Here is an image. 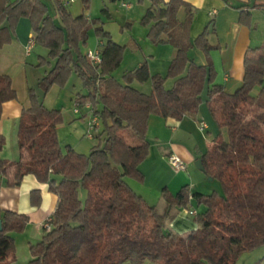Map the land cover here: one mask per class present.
Returning <instances> with one entry per match:
<instances>
[{
  "label": "trees",
  "instance_id": "1",
  "mask_svg": "<svg viewBox=\"0 0 264 264\" xmlns=\"http://www.w3.org/2000/svg\"><path fill=\"white\" fill-rule=\"evenodd\" d=\"M49 1L59 23L42 0H0V48L10 42L17 20L28 18L34 45L53 60L38 88L45 94L52 84L62 85L70 72L76 73L87 92L75 101L88 104L103 122L102 131L92 134L102 137V145L92 147L88 155L69 147L62 150L56 134L60 110L44 106L29 89L17 127L19 158L6 161L0 155V176L7 186H15L31 174L47 184L57 203L49 228H43L40 241L29 245L25 264H141L144 259L156 264H234L240 252L264 244V45L248 47L242 83L228 93L213 82L210 51L216 46L209 43L207 28L190 37L191 4L147 0L141 17L148 25L147 38L153 44L168 43L175 52L164 76L151 74L143 62L123 73L120 83L113 71L125 44L94 25L100 62L91 64L80 48L88 19L84 14L72 16L64 0ZM82 1L86 9L88 0ZM249 16L248 9L241 10L239 21L247 23ZM192 49L202 54L203 63L189 57ZM168 78L171 84L166 86ZM147 80L149 93L131 85ZM205 85L208 112L226 137L218 131L200 158L205 175L219 181L220 191L202 193L182 185L171 192L163 187L160 202L150 205L125 181L143 178L139 164L148 154V117L195 116ZM15 98L11 78L0 74V114L2 103ZM3 145L0 134V152ZM79 188L85 190L84 202ZM35 194L33 203L39 199ZM190 200L203 204L204 210L191 215L194 228L179 233L169 223ZM27 221L24 214L0 208V264H15L10 234L22 230Z\"/></svg>",
  "mask_w": 264,
  "mask_h": 264
},
{
  "label": "rangeland",
  "instance_id": "2",
  "mask_svg": "<svg viewBox=\"0 0 264 264\" xmlns=\"http://www.w3.org/2000/svg\"><path fill=\"white\" fill-rule=\"evenodd\" d=\"M13 1V0H11ZM46 4L47 12L51 15L54 22L59 23V17L54 11L49 0H42ZM67 0H64L66 2ZM253 2V0H251ZM122 3L128 4V7L122 6ZM148 6L147 0H88V7L83 8L82 0H72L67 4L66 9L71 13L72 16L84 14L88 19L89 26L87 30V37L85 44L80 46L83 53L87 50H94L97 47L99 40L97 39L94 32V25L100 24L105 31H108L112 40L117 43L125 44V48L122 52V58L119 66L113 71V77L120 83L124 82L123 73L133 70L139 64L145 62L147 68L151 74H160L164 76L167 72L168 64L171 60V54L173 47L168 45V50L163 53L160 51V47L157 44H153L147 38L146 32L148 25L141 22L142 14L145 8ZM257 15L258 12L254 11ZM255 17V16H254ZM256 18V17H255ZM259 22L258 20H256ZM26 24L28 31L32 33V26L28 18L20 17L15 23L12 31V37L9 43L4 44L0 48V53L5 52L9 44L17 42V31L22 30V25ZM264 29L258 28L256 33L258 36L264 35ZM30 38V36H28ZM28 38V39H29ZM13 48V47H12ZM14 56L9 59H19L20 65L15 66L9 65V69L14 77V83L17 87V93L19 96H28L29 89L31 88L35 93L38 100H40L44 106L52 109L60 110V122L56 128V134L58 142L61 148L66 149L67 147L74 151L88 155L92 147L97 144L102 145V137H92L86 134L87 130V118L82 119L83 114L86 112L84 105L78 106L79 113H74L75 99L78 95H85L87 89L84 87L81 79L73 71L70 72L67 79L62 85L52 84L48 91L43 92L38 88V81L42 78L45 71L50 69L53 65V60L48 59L46 50L40 46H34L28 54L23 50L16 51L12 49ZM194 50H189V57H193ZM40 56L44 57V60L40 59ZM199 63L200 58L194 59ZM11 61V60H10ZM171 79L166 80L165 85H170ZM132 86L138 90L149 93L151 89V83L149 80L145 82L133 81ZM202 96V107L204 119L203 122H207L215 127L213 121L206 109L205 97L206 90L204 89L201 93ZM96 108L99 110L101 106L97 103ZM202 119V118H201ZM146 129V140L150 143V151L148 152L144 160L141 162V169L143 172V178L141 180L134 177H127L129 183L134 186V189L139 191L144 196L147 203L150 205H156L160 201L161 191L163 188L162 183L166 182L173 192H176L180 187L182 181L187 179L189 181L190 188L193 191H199L202 193H210L215 188V191H220V184L217 179L208 180L205 173L196 168L194 161L185 164L184 170L175 171L172 169L165 160V167L161 166L157 161V149L152 144L151 140L153 133V126ZM198 126V122H196ZM103 122H98V133L102 131ZM198 128V127H197ZM198 130V129H197ZM221 132L225 138L226 134L224 129ZM95 129L89 133L94 134ZM200 138H203L206 132L199 131ZM206 138V137H205ZM150 140V141H149ZM206 140V139H205ZM189 169L191 172H189ZM193 183H200L198 186H194ZM79 199L84 202L85 190L83 188L78 189ZM196 209L199 212L204 210L203 204H197L195 200H190L187 208H181L177 215H185L187 219L193 223L192 216L189 210ZM185 213V214H184ZM176 215V216H177ZM42 228V227H41ZM42 229H26L11 232V237L15 246V264H25L30 259L29 245L27 240L31 239V244H35L40 241L43 235ZM42 234V235H41ZM121 264H129L123 262ZM141 264H156L150 259H144ZM234 264H264V244H259L250 249H246L239 253L235 259Z\"/></svg>",
  "mask_w": 264,
  "mask_h": 264
},
{
  "label": "crops",
  "instance_id": "3",
  "mask_svg": "<svg viewBox=\"0 0 264 264\" xmlns=\"http://www.w3.org/2000/svg\"><path fill=\"white\" fill-rule=\"evenodd\" d=\"M185 1L191 4L194 12L190 23V37H196L207 28V39L209 43L216 46L210 51L213 82L220 84L226 92L232 93L242 83L243 59L248 47L264 45V35L258 36L256 33V30L261 28V26L262 29H264V0H253V2L251 0ZM252 4L254 5L252 6ZM244 9H248L250 12L247 23H241L239 21L240 11ZM254 11H257L258 14L255 15ZM177 17L180 20L183 18L182 9L178 11ZM17 32V42H15V45L9 44L5 52L0 53V74H7L11 78L12 87L16 91V98L3 102L1 107L0 134L4 137V145L0 155L6 161H15L19 158V149L17 145L18 121L22 109L28 105V96L24 95L21 97L18 95L14 77L9 69V65L15 64V66H19L20 61L18 58H9L15 55L12 49L18 52L19 50H23L28 54L35 46L34 43H29V39L32 38V33L28 31L26 24L22 25V30ZM28 36H30V38ZM166 44L168 43H159L156 45V49L160 47V51L165 53L169 49L168 45H170ZM192 50H194V59L199 57V63H203L202 54H200L198 50ZM174 52L175 49L173 48L171 58ZM204 89L207 90L206 85L203 87V90ZM84 108L86 112L83 114L82 119L87 118L88 120L90 114L89 107L84 106ZM74 113H79V109L78 112ZM203 116L201 96V103L195 116L184 115L179 120L162 118L153 114L148 117V128L153 126L151 140L153 139L154 141L152 144L157 149V161L161 166L165 167V160L168 154H175L188 165L189 162L200 158V155L209 148L215 134L223 130H219L210 116L213 124L217 128H213L208 122L207 124L204 122L206 128L202 130V132L205 131L206 134L204 140L200 138L196 122L205 120ZM95 131H98V128H96ZM61 149L64 150L63 148ZM149 151L150 148H148V152ZM140 165L141 163L139 164V169L142 172ZM189 172H191L190 169ZM184 180L185 181H182L180 186L189 185V181H187V179ZM125 181L132 190L142 196V194L134 189V186L128 182L127 177H125ZM4 182L5 177L0 176V208L2 210L26 215L28 218L25 225L26 229L36 228L37 230L42 229L41 231H44L42 224L49 219L53 212L57 203V196L48 189L47 184L39 182L31 174L24 175L20 183L15 186H7ZM162 184H164L163 187L173 192L168 183L164 182ZM193 184L194 186H198L200 183ZM188 187L193 191L194 187ZM213 191H215V188ZM35 193L38 194L39 199L36 203H33L32 194L36 197ZM142 197L144 198V196ZM191 210L197 211L196 209ZM169 226L179 233H184L195 227L194 223L190 222L183 214L177 215L169 223ZM27 241L28 245L32 242L31 239Z\"/></svg>",
  "mask_w": 264,
  "mask_h": 264
},
{
  "label": "built area",
  "instance_id": "4",
  "mask_svg": "<svg viewBox=\"0 0 264 264\" xmlns=\"http://www.w3.org/2000/svg\"><path fill=\"white\" fill-rule=\"evenodd\" d=\"M71 1L72 0H67L66 3H70ZM122 6L127 7V4L126 3H122ZM29 43H33V39L32 38L29 39ZM85 57L87 58V60L91 64H98L100 62V55H99L98 47H96L94 50H87L85 52ZM78 106H80V105H79L78 102H76L75 103L74 112H78V109H79ZM84 106L89 107L88 104H85ZM89 111H90V114H89L88 120H87L86 134L89 135V136H92V134L89 133V132L91 130H93V129L96 130V128L98 126L99 119L97 118V116L92 114L90 108H89ZM205 128H206V124L203 121H198V129L199 130H204ZM166 162L175 171L184 170L186 168L185 164L183 163V161L178 156H176L175 154H172V153L168 154L166 156ZM189 213H190V215H193V214H195V211L189 210ZM42 227L44 229H48L49 228V219H47L42 224Z\"/></svg>",
  "mask_w": 264,
  "mask_h": 264
},
{
  "label": "water",
  "instance_id": "5",
  "mask_svg": "<svg viewBox=\"0 0 264 264\" xmlns=\"http://www.w3.org/2000/svg\"><path fill=\"white\" fill-rule=\"evenodd\" d=\"M194 165L196 166L197 169L201 170L204 172V168L202 166V160L200 158H197L195 161H194ZM208 180H212L211 177H208Z\"/></svg>",
  "mask_w": 264,
  "mask_h": 264
}]
</instances>
